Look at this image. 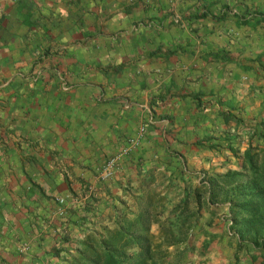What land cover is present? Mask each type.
Masks as SVG:
<instances>
[{"label": "crops", "instance_id": "0c3cea01", "mask_svg": "<svg viewBox=\"0 0 264 264\" xmlns=\"http://www.w3.org/2000/svg\"><path fill=\"white\" fill-rule=\"evenodd\" d=\"M244 73L264 74V0H0V233L28 246L9 263L50 246L59 197L94 195L103 224L135 216L238 113Z\"/></svg>", "mask_w": 264, "mask_h": 264}, {"label": "rangeland", "instance_id": "374dc122", "mask_svg": "<svg viewBox=\"0 0 264 264\" xmlns=\"http://www.w3.org/2000/svg\"><path fill=\"white\" fill-rule=\"evenodd\" d=\"M260 76L254 81L244 73L241 83L246 87L249 82H255L259 85L255 87H260L264 84V74ZM245 87L241 90L238 113H229L224 121L219 120L218 127L211 131L216 135H211L201 148L197 147L188 163L179 159L175 182L165 186L166 190L162 183L155 185L158 195L152 212L162 220L169 210L176 208L179 216L175 226H166L172 229L171 237L162 232L159 224L151 226L154 259L160 264H259L262 261L259 255L264 258L261 245L259 250H253L251 237L242 239L233 227L235 206L252 193L264 190V141L252 148L251 153L257 156L252 165L245 156L249 144H256L253 139L257 137L252 139L253 129L264 124V92ZM223 176H231L233 181H217ZM255 186L258 190L250 189ZM49 241L53 243L52 238ZM25 242H21L20 252L26 251ZM18 245L15 242V247L10 246L6 251L7 240L0 233V264H14L8 258L12 260L13 255L21 254L16 250ZM72 249L67 254V249L62 251L59 258L51 255L44 258L45 264H63L74 252ZM252 255L257 257L253 261Z\"/></svg>", "mask_w": 264, "mask_h": 264}, {"label": "trees", "instance_id": "16d2710c", "mask_svg": "<svg viewBox=\"0 0 264 264\" xmlns=\"http://www.w3.org/2000/svg\"><path fill=\"white\" fill-rule=\"evenodd\" d=\"M252 134V139L254 136L257 137L253 139L256 144L252 145L253 142H251L245 154L251 165L254 163L253 159L257 157L251 153L252 148H256L260 141H264V124L253 129ZM217 181L230 183L233 178L223 176L219 177ZM212 182H215V178ZM250 189L258 190L256 186ZM152 192V194L146 193L143 206L138 209L137 213L135 212V216L131 219L124 218L118 213L111 224H103V218L99 217L100 213L97 208L98 201L94 195L88 196L78 209L66 206L69 201L67 195V199L64 198L63 214L59 217L62 220L57 219L55 228H52L54 232L47 233L50 240L53 239V243L50 241V246L43 250L37 248L39 253L35 250L31 260L24 264H45L44 258L50 255L59 258L62 251L67 249V254L69 250L71 252V248L74 249V252L69 254L63 264H160L154 259L152 245L154 236L151 234V226L159 224L162 232L164 231L171 237L172 229L166 228V226L167 224L175 226L179 216L176 214L177 209L172 208L160 220L152 212L155 207L154 198L158 195L154 190ZM54 203L57 210L58 200H54ZM119 210L115 209L114 211ZM233 211H236L233 215V227L239 232L240 237L242 239L251 237L253 250H259L262 247L260 252L264 254V190L252 193L241 204H237ZM72 216L75 217L72 218ZM180 235L179 233L178 236L180 237ZM43 236L41 240H43ZM177 239L182 240L183 237ZM259 245L261 246L259 247ZM250 257L251 261L257 258L255 255ZM259 257H262L259 264H264L263 256L259 255Z\"/></svg>", "mask_w": 264, "mask_h": 264}, {"label": "built area", "instance_id": "2783aa9c", "mask_svg": "<svg viewBox=\"0 0 264 264\" xmlns=\"http://www.w3.org/2000/svg\"><path fill=\"white\" fill-rule=\"evenodd\" d=\"M148 122L151 123L150 121ZM146 129V124L140 123L134 135L128 137L122 147L95 170V175L98 180L106 182L114 177L115 173L119 170L123 160L141 144L146 134ZM57 200L59 202V207L56 211L59 215H62L65 199L64 197H59Z\"/></svg>", "mask_w": 264, "mask_h": 264}]
</instances>
